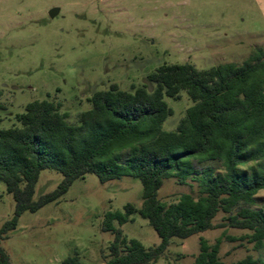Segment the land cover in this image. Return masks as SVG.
<instances>
[{"label": "rangeland", "instance_id": "obj_1", "mask_svg": "<svg viewBox=\"0 0 264 264\" xmlns=\"http://www.w3.org/2000/svg\"><path fill=\"white\" fill-rule=\"evenodd\" d=\"M53 9L58 13L51 17ZM258 49H264V0H0V130L17 126L16 116L31 102H55L77 124L93 94L112 84L122 91L145 86L152 92L155 86L148 77L164 64L208 70L241 64ZM164 100L173 114L162 129L175 131L193 102L186 92L179 100ZM193 168L198 173L207 168L224 172L219 163L194 162ZM197 178L192 175L184 185L168 179L158 197L172 203L183 193L197 195ZM62 179L56 170H43L34 200L53 192ZM142 196L136 178L101 183L87 174L58 201L22 214L0 246L11 264H61L68 257L81 264H103L114 239L102 229L106 215L123 212L128 204L140 209ZM249 207L264 210L263 191ZM14 211L13 197L0 182V229ZM132 220L122 226L115 222V228L147 249L160 243L138 213ZM222 222L220 214L214 224ZM224 231L241 234L217 229L172 239L167 254L171 262L182 254L181 262L191 264L199 238L212 243ZM247 256L264 260V250L256 253L238 243L222 247L224 264H239Z\"/></svg>", "mask_w": 264, "mask_h": 264}, {"label": "trees", "instance_id": "obj_2", "mask_svg": "<svg viewBox=\"0 0 264 264\" xmlns=\"http://www.w3.org/2000/svg\"><path fill=\"white\" fill-rule=\"evenodd\" d=\"M148 79L155 86L152 92L145 86L122 91L116 84L96 92L77 124L69 122L59 104L43 100L27 104L16 116L17 126L0 130V182L15 203L13 217L0 229V244L22 214L58 201L75 181L94 174L101 183L133 177L143 188L140 209L128 204L123 212L106 215L102 229L114 239L103 264H183L182 254L171 262L170 241L217 229L241 234L224 231L212 243L200 237L191 264H224L226 243L264 250V210L249 207L264 192V49L241 64L208 70L164 64ZM182 92L193 105L175 131H164L163 123L173 114L164 98L179 100ZM194 162L219 163L224 172L207 168L198 173ZM45 169L58 171L63 179L53 192L34 200ZM192 175H199L197 195L183 193L172 203L158 197L166 180L184 185ZM135 213L155 231L158 245L147 249L115 228V222L133 221ZM220 214L224 222L214 224ZM0 264H11L1 246ZM61 264L81 263L68 257ZM239 264L264 260L247 256Z\"/></svg>", "mask_w": 264, "mask_h": 264}, {"label": "water", "instance_id": "obj_3", "mask_svg": "<svg viewBox=\"0 0 264 264\" xmlns=\"http://www.w3.org/2000/svg\"><path fill=\"white\" fill-rule=\"evenodd\" d=\"M57 13H58V10L53 9V10L50 12V16L53 17V16H55Z\"/></svg>", "mask_w": 264, "mask_h": 264}]
</instances>
